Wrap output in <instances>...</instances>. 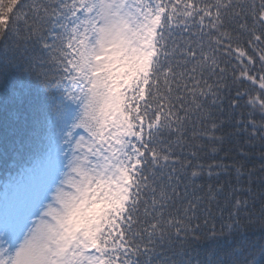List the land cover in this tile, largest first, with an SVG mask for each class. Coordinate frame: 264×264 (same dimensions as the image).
<instances>
[{
	"label": "snow or ice",
	"instance_id": "snow-or-ice-1",
	"mask_svg": "<svg viewBox=\"0 0 264 264\" xmlns=\"http://www.w3.org/2000/svg\"><path fill=\"white\" fill-rule=\"evenodd\" d=\"M0 97V264H264V0H0Z\"/></svg>",
	"mask_w": 264,
	"mask_h": 264
},
{
	"label": "trees",
	"instance_id": "trees-1",
	"mask_svg": "<svg viewBox=\"0 0 264 264\" xmlns=\"http://www.w3.org/2000/svg\"><path fill=\"white\" fill-rule=\"evenodd\" d=\"M2 99L3 98L0 97V102H2ZM241 104H243V101H241ZM225 110H226V112L228 111V100L227 99H225ZM0 115H2V113H0ZM225 131L226 132H232L233 129L230 125H226ZM246 139H247L246 136L241 135V136L236 137L233 140H229V141L225 142L224 149H225V151H228L230 153L229 157H228L229 160L236 158L237 149H239L241 146L247 147V145L245 144ZM254 143H255V146L248 149L249 156H250V160L248 161V166L251 167L254 165L255 168L257 169V172L253 176L252 179L254 181V188L259 190L260 180H261V178H264V174H261L258 171V169L260 168V164H261L260 155H261V146L262 145L258 139ZM54 149H55V145H53V151L52 152L55 151ZM221 155H223V153H221ZM5 175L9 176V174H6L5 171H1V167H0V180H3ZM11 176H12V174H11ZM12 178H13V176H12ZM228 179H230V177H222L221 183L226 182ZM213 183H215V181H213ZM0 188H1V186H0ZM213 210L216 211L215 208ZM257 210H258V206H257ZM224 220L225 221L227 220V211L224 212ZM221 223L222 222H221L219 213H217V219L215 221L217 232H219V230L221 228ZM262 235H264V234L260 233L259 231L248 233V237L252 240L259 239ZM226 240H227V237H222L219 239V242L224 243ZM215 243H217V241H213L211 239L206 240V241H202L201 244L199 245V248L203 251V250L209 249Z\"/></svg>",
	"mask_w": 264,
	"mask_h": 264
},
{
	"label": "rangeland",
	"instance_id": "rangeland-1",
	"mask_svg": "<svg viewBox=\"0 0 264 264\" xmlns=\"http://www.w3.org/2000/svg\"><path fill=\"white\" fill-rule=\"evenodd\" d=\"M56 158V155H54L53 157H52V159H55ZM46 163V161H44V163L43 164H45ZM65 163H66V161H65ZM63 171L64 172H68V171H70L68 168H63Z\"/></svg>",
	"mask_w": 264,
	"mask_h": 264
}]
</instances>
